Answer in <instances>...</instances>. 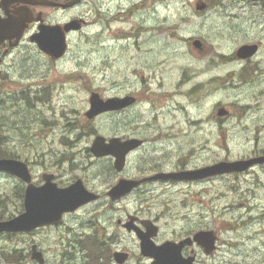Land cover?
<instances>
[{"label":"flooded vegetation","instance_id":"af4514ba","mask_svg":"<svg viewBox=\"0 0 264 264\" xmlns=\"http://www.w3.org/2000/svg\"><path fill=\"white\" fill-rule=\"evenodd\" d=\"M87 1L91 6L89 21L80 15L68 21L59 19L58 13L78 10ZM74 2L75 0H0L2 19L29 15V11L34 14V21L28 23L18 45H12L9 40L0 44V87L10 86V69L16 68L20 61L29 60V52L22 50V47L25 43L29 44L26 39L29 32H38L41 23L64 25L72 20L85 19L83 27L91 23L102 26L103 29L111 28L114 23H124L128 26L118 36L128 42L129 45L126 46L141 52V48L148 45L147 53L151 61H142L144 64L140 67L147 68L150 76L146 80L144 72L141 71L139 75L136 69L134 77L140 87L127 78L125 85L133 90L123 95L133 96L136 102L106 113H128L146 99L153 101L156 107L157 101L166 98L172 100L177 96L183 97L186 104L177 101L172 114L184 116L185 122L194 126L199 135L228 136L236 128L233 126L243 127L247 131L256 129L258 119L256 121L257 114L251 112L253 104L242 101L241 93L246 88L253 91L254 87L256 90L260 88L264 93V0ZM213 35L241 39L240 45L230 53L211 49L208 41ZM32 44L36 45L34 42ZM244 45H253L256 51L250 56L240 57L237 53ZM18 49L20 52H17ZM174 74L177 76L176 80ZM152 79L155 81L156 93L151 88L152 84L146 85ZM174 85L182 89L174 91L171 89ZM250 94L256 95L255 92ZM220 111L224 113L221 114ZM168 122L170 128L166 130L167 133L155 128L139 132L138 126L126 127L124 132H117L112 136L102 134L107 140L115 136L143 140L141 146L127 154L122 171L115 168V156L97 157L90 151L95 164L104 163L107 170L114 174L108 179V187L104 189L91 184L86 176L64 181L60 174L53 172H44L42 179L37 182L29 163L35 185L45 183V173H53V181L59 187H68L81 178L85 187L98 197L73 211L65 212L60 224L29 232L30 236L42 228L59 231L66 228L69 240L66 248L61 251L59 260H50L45 256L43 263L37 260H11L5 264L21 261H26L27 264H243L242 257L226 256L224 253V247L233 248L231 242L223 237L225 232L230 231L225 228L222 210L215 206L210 208L208 184L217 176L180 180L148 179L121 197H113L110 193L121 179L139 180L162 172L188 169L181 164L169 170L155 159L151 160L155 165L153 170L140 176L126 173L129 159L151 142L150 136H179V122L172 119H168ZM180 131L182 134L186 132L182 128ZM99 134L101 133L96 131L93 135ZM156 142L157 140L154 141ZM250 157L252 156L247 158ZM254 167L263 169L264 163ZM254 167L244 172L227 174H246L255 170ZM0 174L7 175L4 172ZM161 185H168L164 187L165 190L183 185L184 190L158 193L156 188ZM1 208L0 201V211ZM2 218L0 215V220ZM69 219L75 220L77 228L68 226ZM77 229H80V233L76 232ZM71 233L76 237L70 238ZM144 245L147 246V251ZM65 252L69 257L65 256Z\"/></svg>","mask_w":264,"mask_h":264},{"label":"rangeland","instance_id":"374dc122","mask_svg":"<svg viewBox=\"0 0 264 264\" xmlns=\"http://www.w3.org/2000/svg\"><path fill=\"white\" fill-rule=\"evenodd\" d=\"M90 7L87 1L78 10L58 13V17L61 21H68L80 15L89 21ZM127 26L114 23L111 28L103 29L102 26L89 23L82 30L69 33V49L60 60H54L41 52L30 40L32 33L27 35L29 44L25 43L22 50L29 52V60L20 61L16 68L10 69L11 83L8 87H0V101L3 97L7 98V90L19 92L29 88L31 93L46 88L48 94L44 102L35 101V105L29 108V118L25 123L21 122L24 124L20 127L16 123L4 124L0 130H4L2 133L11 131L12 139L6 140L5 147L23 155L21 159L31 164L37 182L42 179L44 172H53L60 174L64 181L86 176L91 184L104 189L114 174L107 170L104 163H94L90 152L95 137L93 134L98 131L101 135L112 136L124 132L126 127L138 126L139 132L155 128L165 133L170 128L168 119L179 122V136H150L151 142L129 159L126 173L140 176L153 170L155 165L151 160L155 159L162 163L163 168L170 170L181 164L193 169L221 161L264 155V93L260 88V91L256 90V87L253 91L246 88L241 93L242 101L253 104L251 112L257 114L255 120L258 119L256 129L247 131L243 127L233 126L236 128L228 136L199 135L194 126L185 122L184 116L172 114L177 101L186 104L183 97L177 96L172 100L166 98L157 101L156 107L153 101L146 99L128 113H105L95 119H88L85 112L90 108L93 91L101 93L104 98L123 96L133 90L125 85L127 78L140 87L134 77L136 69L139 75L141 71L144 72L146 80L150 76L147 68L140 67L144 64L142 61L151 58L147 53L148 45L137 52L118 36ZM240 40L213 35L208 43L211 49L230 53L237 49ZM174 79H177L176 74ZM150 84L156 93L153 79L146 85ZM171 89L176 91L182 88L174 85ZM253 92L256 95L250 94ZM7 114L12 113L8 111ZM12 120H16L15 115ZM181 128L186 132L182 134ZM254 169L241 175L217 176L208 184L210 208L215 206L222 210L225 228L230 231H224L223 237L231 242L233 248L224 247L223 251L226 256L242 257L243 264H264V168ZM164 187L168 185H161L156 191L169 193L184 190L183 185L166 190ZM22 188L25 191L26 184L20 179L0 174V199H4L5 203L0 211L3 218L18 215L24 210V197H19ZM68 226L77 228L74 219L68 220ZM76 232L80 233V229ZM68 235L66 228L61 231L42 228L30 236L29 233L1 236L0 264L8 261L4 259V254L9 255L19 249L26 254L25 260H31L33 242L50 260H59L61 251L68 243ZM74 237L76 235L71 233L70 238ZM65 256L69 257L66 252Z\"/></svg>","mask_w":264,"mask_h":264},{"label":"water","instance_id":"95a60500","mask_svg":"<svg viewBox=\"0 0 264 264\" xmlns=\"http://www.w3.org/2000/svg\"><path fill=\"white\" fill-rule=\"evenodd\" d=\"M82 0H75L79 3ZM37 20L41 21L40 18ZM34 21V14L29 11V15L24 14L19 17L0 18V44L9 40L12 45H18L20 39L28 25ZM83 19L72 20L64 25L41 23L39 30L31 35V41L36 43L38 48L55 59H61L67 53L69 45L67 34L72 31L82 29ZM256 51L253 45H244L238 50L240 57H247ZM136 102L132 96L103 98L99 92H92L90 96V108L86 111L89 119L105 113L107 111H116L123 109ZM221 114L224 111H220ZM143 140L139 138H127L115 136L107 140L104 135H96L91 151L97 157L107 155L115 156V168L122 171L126 164L127 154L141 146ZM257 163H264V156L253 157L236 161H221L213 165H207L197 169H189L175 172H162L152 177L139 180L121 179L111 190L113 197H121L131 192L136 186L148 179H193L215 176L229 172H240L249 169ZM0 171L8 172L24 181L27 186L24 197V211L10 219L0 221V233L10 232H29L38 227L51 224H60L63 214L73 211L77 207L96 199L98 196L90 192L84 185L82 179L68 187H59L53 181L54 174L45 173L43 175L45 183L35 185L32 182V175L29 169V163L16 158H0ZM144 248L147 246L144 245ZM148 248H146V251ZM32 259L43 263L45 260L37 244L32 246ZM24 264V263H9Z\"/></svg>","mask_w":264,"mask_h":264},{"label":"trees","instance_id":"16d2710c","mask_svg":"<svg viewBox=\"0 0 264 264\" xmlns=\"http://www.w3.org/2000/svg\"><path fill=\"white\" fill-rule=\"evenodd\" d=\"M7 98L3 97L0 101V128L1 125L9 124L12 125L16 123L18 127L24 124L29 118V108H32L35 105V101L44 102L47 97V89L43 88L41 90L33 91L29 93V88L23 89L19 92H13L7 90ZM34 93V94H33ZM32 96V97H31ZM2 105V106H1ZM8 105V107L6 106ZM8 111H11L12 114H7ZM16 116V120H12L13 116ZM24 122V123H21ZM14 125V126H15ZM0 130V158L2 157H13V158H22L23 155L13 150H9L5 147V142L11 141L12 135L11 131H6L5 133ZM23 137V136H22ZM24 138V137H23ZM26 139V138H25ZM24 196V188H22L19 192V197L23 198ZM2 207L5 205L4 199H1ZM2 217V216H1ZM27 258L26 254L23 253L22 249L15 250L10 252V254H4V259L11 261H19Z\"/></svg>","mask_w":264,"mask_h":264},{"label":"bare ground","instance_id":"6f19581e","mask_svg":"<svg viewBox=\"0 0 264 264\" xmlns=\"http://www.w3.org/2000/svg\"><path fill=\"white\" fill-rule=\"evenodd\" d=\"M100 135H101V134H100ZM223 174H227V173H223ZM223 174H222V175H223Z\"/></svg>","mask_w":264,"mask_h":264}]
</instances>
